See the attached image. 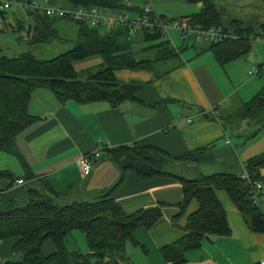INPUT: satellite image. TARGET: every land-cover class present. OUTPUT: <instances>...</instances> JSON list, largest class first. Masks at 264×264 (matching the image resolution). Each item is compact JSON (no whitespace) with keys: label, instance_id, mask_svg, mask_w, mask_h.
Wrapping results in <instances>:
<instances>
[{"label":"crops","instance_id":"0c3cea01","mask_svg":"<svg viewBox=\"0 0 264 264\" xmlns=\"http://www.w3.org/2000/svg\"><path fill=\"white\" fill-rule=\"evenodd\" d=\"M20 1L13 0L8 11L0 14V34L6 33L5 24L9 23L17 41L26 36L33 19L30 12L33 7L22 5ZM130 1L133 5L140 4L141 0ZM153 3L159 14L175 19L199 10L202 5L196 2L198 9H182L170 15L160 0ZM11 8L19 16L14 22L10 17ZM68 26L77 36L78 24ZM32 31L33 24L30 35ZM30 35L26 37L28 43ZM192 36L190 43V35L184 36L180 30L172 29L170 37L180 50L179 58L159 61L153 68L115 70L119 80L141 83L135 96L124 98L117 105L107 100L60 101L50 89L35 88L29 112L36 115V120L16 139L29 169L27 171L14 156L0 152V170L11 173L0 175V200L24 206L29 202L30 189L43 190L47 185L58 192L55 201L59 204L93 199L121 180V168L108 149L125 145L157 148L175 157L206 147L203 153H198L196 162H177L181 167L186 164L182 174L190 178L200 173L242 172L249 158L264 152V129L248 141L260 123L240 113L243 104L264 86V41L257 45L252 41L246 54L221 63L209 39ZM0 49L6 53L4 45L0 44ZM11 51L18 54L26 48L17 46ZM253 57L258 59L257 74L252 72ZM95 151L100 155L91 173L84 175L80 159ZM262 173L264 175V168ZM262 184L264 196V182ZM216 195L227 213L231 234L205 237L200 246L186 252V261L181 264H262L264 233L250 229L225 189H217ZM113 197L128 214L157 205L162 208V216L153 225L134 231V240L127 244L130 260L124 264H170L163 258L161 249L186 234L189 216L199 209V202L192 199L181 211L183 190L179 180L166 175L143 178L133 170L125 172L113 190ZM74 231L69 234L71 240L67 237L69 247L88 252V246L83 250L79 247L75 235L80 236ZM81 237L84 244V234ZM16 239L0 241V264H6ZM54 252V242L46 240L42 253L47 256ZM69 264L83 263L69 258Z\"/></svg>","mask_w":264,"mask_h":264},{"label":"trees","instance_id":"16d2710c","mask_svg":"<svg viewBox=\"0 0 264 264\" xmlns=\"http://www.w3.org/2000/svg\"><path fill=\"white\" fill-rule=\"evenodd\" d=\"M51 1L69 7L100 5L137 13L143 11L141 4L132 5L127 0ZM189 1L202 4L199 10L183 16L192 26H216L224 32L220 39H209L210 47L221 63L246 54L253 37L264 33V20L251 22L230 16L225 2ZM7 11L0 10V14L4 15ZM30 12L33 14V31L28 41L32 44L58 37L55 23L61 18L76 21L78 32L72 48L51 58H40L31 50L8 55L0 49V152L17 158L27 171L28 164L16 139L36 120V115L29 112L31 94L35 88L50 89L60 101L71 98L79 102L107 100L117 105L124 98L135 96V90L141 83L135 80L121 81L115 70L153 68L159 61L180 57L179 48L160 28L133 31L120 24H92L87 19L49 15L39 8H33ZM137 41L146 44L138 48L135 46ZM93 56L101 58L96 68L76 67L77 61ZM240 113L260 123L249 141L264 129V86L243 104ZM205 150L206 147L175 157L157 148L135 144L120 146L108 149V152L121 168V180L115 187L100 192L93 199L59 204L55 201L58 192L47 185L43 190L30 189L29 202L24 206L0 200V241L17 238L6 264H69V258L83 264L129 262L127 244L134 240V231L153 225L162 216V208L157 205L129 214L123 211L113 197V190L128 170L135 171L143 178L166 175L179 180L183 190V199L179 203L181 211L192 199L199 202V209L189 216L186 234L161 249L163 258L170 264L185 262L186 252L200 246L207 236L231 234L232 227L216 195L217 189L228 192L252 231L264 233V209L255 202L254 191L257 182H264V152L249 158L240 173H200L194 178L184 176L182 167L186 164L181 167L177 162H196L198 153ZM242 173H247L248 178H243ZM0 175L9 176L11 173L0 170ZM74 230L84 234L88 252L69 247L67 237ZM46 240H52L56 246V252L47 256L42 253Z\"/></svg>","mask_w":264,"mask_h":264},{"label":"built area","instance_id":"2783aa9c","mask_svg":"<svg viewBox=\"0 0 264 264\" xmlns=\"http://www.w3.org/2000/svg\"><path fill=\"white\" fill-rule=\"evenodd\" d=\"M131 3L130 0H127ZM13 0H0V10H7L11 7ZM20 4H26L33 8L39 6V9L49 15L55 16H68L73 19H87L92 24H117L124 25L131 28L133 31L142 28H160L165 35L170 37L171 29H178L182 35L187 36L194 33L198 37L206 39H220L224 36V32L221 28L216 26L203 27L192 26L186 17L176 19H166L159 14L153 4L149 0H144L143 11L136 15H129L123 10L113 9L100 5H94L90 7L76 6L69 7L58 4L51 0H22ZM253 40L264 41V33L258 34L253 37ZM252 72H259V68L254 67ZM100 155L99 151L88 152L84 154L80 159L81 171L84 175H89L92 170V165L96 158ZM243 178H248L247 173H242ZM23 182V180H20ZM263 184L257 182L254 187L255 202L264 209V196L261 193ZM264 264V261H262Z\"/></svg>","mask_w":264,"mask_h":264},{"label":"rangeland","instance_id":"374dc122","mask_svg":"<svg viewBox=\"0 0 264 264\" xmlns=\"http://www.w3.org/2000/svg\"><path fill=\"white\" fill-rule=\"evenodd\" d=\"M149 1L152 4H154L153 3L154 0L153 1L149 0ZM220 1L226 3L227 12L230 16L240 17L242 19L251 22L264 20V0H220ZM139 2L140 4H144V0H141ZM160 2L165 4V6L169 10V13L167 14L170 15H173V12H177L182 9L190 11L197 7L196 1H189V0H160ZM172 10H176V11H172ZM10 17L14 22V20L19 16L16 15L14 13V9H12L10 11ZM68 25H74L75 27L77 26V22L66 18L58 20L55 26L57 27V32L59 36L49 41L42 42L41 44L36 45V44H30L26 41V37H28L27 34L26 36L24 35L23 37H20L19 41L15 40L13 37V34L15 35V31H13V28L9 25V23H7L5 24L6 33L3 35L0 34V44L5 46L6 48L5 54L8 55L14 54L13 51H11L12 48L21 46L22 48H26V50L33 51L40 58H51L74 46L75 44L74 38L76 36V33L73 34V30ZM169 32L171 34L172 29ZM175 39L177 40V36L175 37ZM188 39H190V43H191V40H193V36H190ZM253 43L257 45L260 42L258 40H253ZM145 44L146 42L144 41H137L135 43V46L139 47ZM252 59H254L255 61L254 64L256 67L258 65L257 64L258 59H255L254 57ZM99 61H101V58L98 56L89 57L87 59L77 61L76 67L78 69L89 66L96 68ZM74 234H79L78 236H80V238H82L81 236H83V233H81V231L78 230H75ZM75 236L77 238V243L79 247L82 246V250L87 249L86 240L84 239L85 243L83 244V241L81 242V239L77 237V235ZM71 238L72 237L69 235L68 240H71Z\"/></svg>","mask_w":264,"mask_h":264},{"label":"water","instance_id":"95a60500","mask_svg":"<svg viewBox=\"0 0 264 264\" xmlns=\"http://www.w3.org/2000/svg\"><path fill=\"white\" fill-rule=\"evenodd\" d=\"M31 27H32V24L31 23H29L28 24V28H27V36H29L30 35V32H31Z\"/></svg>","mask_w":264,"mask_h":264}]
</instances>
